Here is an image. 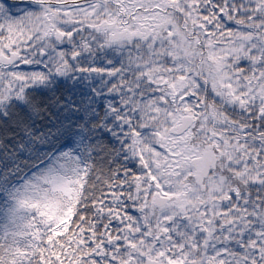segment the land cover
I'll return each mask as SVG.
<instances>
[{"label": "snow or ice", "instance_id": "obj_1", "mask_svg": "<svg viewBox=\"0 0 264 264\" xmlns=\"http://www.w3.org/2000/svg\"><path fill=\"white\" fill-rule=\"evenodd\" d=\"M0 264H264V0H0Z\"/></svg>", "mask_w": 264, "mask_h": 264}]
</instances>
